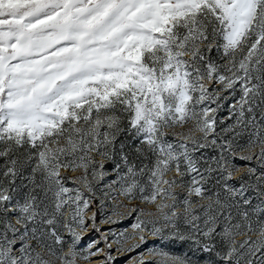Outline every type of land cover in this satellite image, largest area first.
Wrapping results in <instances>:
<instances>
[{"label": "snow or ice", "instance_id": "snow-or-ice-1", "mask_svg": "<svg viewBox=\"0 0 264 264\" xmlns=\"http://www.w3.org/2000/svg\"><path fill=\"white\" fill-rule=\"evenodd\" d=\"M113 251L264 264V0H0V264Z\"/></svg>", "mask_w": 264, "mask_h": 264}, {"label": "rangeland", "instance_id": "rangeland-1", "mask_svg": "<svg viewBox=\"0 0 264 264\" xmlns=\"http://www.w3.org/2000/svg\"><path fill=\"white\" fill-rule=\"evenodd\" d=\"M126 225H122L121 227H125ZM131 243V241H129ZM115 248V246H114ZM113 255L117 257L116 264H126L129 254H119L113 251Z\"/></svg>", "mask_w": 264, "mask_h": 264}, {"label": "trees", "instance_id": "trees-1", "mask_svg": "<svg viewBox=\"0 0 264 264\" xmlns=\"http://www.w3.org/2000/svg\"><path fill=\"white\" fill-rule=\"evenodd\" d=\"M237 163L240 164V163H243V162H241V161L238 160Z\"/></svg>", "mask_w": 264, "mask_h": 264}]
</instances>
